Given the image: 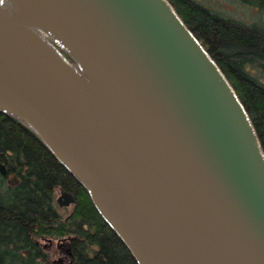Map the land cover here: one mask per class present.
<instances>
[{
	"label": "water",
	"instance_id": "water-1",
	"mask_svg": "<svg viewBox=\"0 0 264 264\" xmlns=\"http://www.w3.org/2000/svg\"><path fill=\"white\" fill-rule=\"evenodd\" d=\"M16 1L54 42L0 8V110L40 135L139 263L264 264V155L171 3Z\"/></svg>",
	"mask_w": 264,
	"mask_h": 264
},
{
	"label": "trees",
	"instance_id": "trees-1",
	"mask_svg": "<svg viewBox=\"0 0 264 264\" xmlns=\"http://www.w3.org/2000/svg\"><path fill=\"white\" fill-rule=\"evenodd\" d=\"M168 1L231 85L264 155V0H231L249 21L229 13L230 4L227 13L212 0ZM1 164L0 264H50L61 250V264H140L85 185L30 125L2 110ZM61 191L77 200L68 214L57 201Z\"/></svg>",
	"mask_w": 264,
	"mask_h": 264
},
{
	"label": "rangeland",
	"instance_id": "rangeland-1",
	"mask_svg": "<svg viewBox=\"0 0 264 264\" xmlns=\"http://www.w3.org/2000/svg\"><path fill=\"white\" fill-rule=\"evenodd\" d=\"M212 2H213V6L215 8H217L219 10H222V11H226L227 13H228V11L226 9H228V8L229 9H232V8H230L228 6L230 4L231 6H233L234 9L233 10H230L232 12H229V13H231L233 15H238L243 20L249 21V19L245 18L246 16L248 17L249 15L244 13V12H247L248 13V11H246L244 7L239 6L237 3H234L231 0H220V1H218V0H212ZM68 60L69 61H72L70 59H68ZM73 64L76 65L75 62ZM61 192L58 193V196H60ZM58 196H57V198H58ZM74 205L75 204H72V205H70L68 207H62V213L63 214H68L69 212L72 211ZM56 242L59 243L61 241L60 240H56ZM42 243L47 247L48 243H50V242H48V241H42ZM60 248H62V247H60ZM63 254L66 255V252H64L63 250H61L57 255H54L53 261L50 264H61V263H57V262H59L60 261V258H62L64 256Z\"/></svg>",
	"mask_w": 264,
	"mask_h": 264
},
{
	"label": "bare ground",
	"instance_id": "bare-ground-1",
	"mask_svg": "<svg viewBox=\"0 0 264 264\" xmlns=\"http://www.w3.org/2000/svg\"><path fill=\"white\" fill-rule=\"evenodd\" d=\"M0 8L4 11L5 14L11 16L13 19L21 21L40 35L47 34L45 30H43L39 26H36L34 23L27 19L25 11L16 0H0Z\"/></svg>",
	"mask_w": 264,
	"mask_h": 264
},
{
	"label": "built area",
	"instance_id": "built-area-1",
	"mask_svg": "<svg viewBox=\"0 0 264 264\" xmlns=\"http://www.w3.org/2000/svg\"><path fill=\"white\" fill-rule=\"evenodd\" d=\"M46 37V36H45Z\"/></svg>",
	"mask_w": 264,
	"mask_h": 264
}]
</instances>
